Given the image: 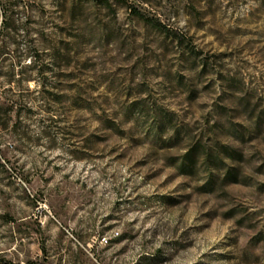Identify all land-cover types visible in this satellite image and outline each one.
<instances>
[{"label":"rangeland","instance_id":"rangeland-1","mask_svg":"<svg viewBox=\"0 0 264 264\" xmlns=\"http://www.w3.org/2000/svg\"><path fill=\"white\" fill-rule=\"evenodd\" d=\"M0 116V262L264 264V0H0ZM216 122L207 192L172 139Z\"/></svg>","mask_w":264,"mask_h":264},{"label":"trees","instance_id":"trees-1","mask_svg":"<svg viewBox=\"0 0 264 264\" xmlns=\"http://www.w3.org/2000/svg\"><path fill=\"white\" fill-rule=\"evenodd\" d=\"M137 13L136 10H134ZM7 10L2 13L3 21L7 19ZM138 15L144 22L150 24L160 32L170 30L160 22L153 18L147 17L145 14L138 12ZM1 121V116H0ZM1 123V122H0ZM7 126V123L0 124V128ZM223 137H240L244 138V134H240L237 129L226 128L224 124L214 123L208 130L205 142L203 139L193 140L190 135L174 131L172 142L183 143L185 151L179 159L174 160L175 167L180 174L194 176L198 167H202L206 173L207 179L203 184V189L207 192L213 191L218 184H236L247 183V176L243 172L244 155L242 152L233 148L229 143L222 140ZM0 264H15L10 261H3ZM24 264H47L44 260L32 261Z\"/></svg>","mask_w":264,"mask_h":264},{"label":"built area","instance_id":"built-area-1","mask_svg":"<svg viewBox=\"0 0 264 264\" xmlns=\"http://www.w3.org/2000/svg\"><path fill=\"white\" fill-rule=\"evenodd\" d=\"M103 239H104L105 242H108V239L106 237H103Z\"/></svg>","mask_w":264,"mask_h":264}]
</instances>
